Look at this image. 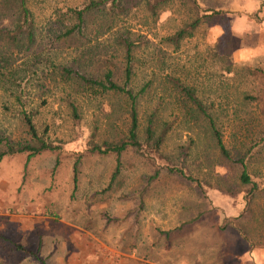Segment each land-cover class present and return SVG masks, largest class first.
<instances>
[{"label": "rangeland", "instance_id": "374dc122", "mask_svg": "<svg viewBox=\"0 0 264 264\" xmlns=\"http://www.w3.org/2000/svg\"><path fill=\"white\" fill-rule=\"evenodd\" d=\"M81 1L50 0V4L64 8ZM131 1L136 5V0ZM197 2L206 13L219 14L203 19L178 50L163 39L195 17L190 4L168 0L156 25L148 28L135 26L137 19L131 15L124 19L138 43L133 57L135 83L149 79L155 89L165 75L175 74L213 104L212 114L231 156L237 158L250 149L245 170L259 187L251 201L246 202V188L238 180L241 167L225 161L208 134L187 133L174 119L176 109L167 106L166 95L158 96L159 111L163 119L172 113L169 119L174 122L160 153L178 164V147L195 137L196 147L184 160L195 178L211 185L206 196L195 184L164 171L138 195L153 166L132 149L120 156L118 174L109 188L116 158L86 152L87 143L122 138L128 127L124 107L117 98L96 97L84 106L80 125L72 127L58 106L57 83L59 65L79 67L78 58L85 66L82 72L101 75L110 69L121 83L124 51L113 41L120 29L109 30L105 19L92 15L83 38L52 43L51 22L44 13L37 16L35 42L29 50L8 47L0 40V136L13 144L28 139L18 117L23 104L27 111L38 113V131L46 129L47 139L61 150L58 155L41 153L28 163L25 155L0 161V264H264L260 133L264 130V0ZM8 24L0 17V27ZM2 56L10 60L6 69ZM11 83L20 88L10 87ZM244 96L254 99L244 101ZM235 111L243 122L233 121ZM229 186L234 187L232 196L224 193ZM229 218H237L236 223H226Z\"/></svg>", "mask_w": 264, "mask_h": 264}, {"label": "trees", "instance_id": "16d2710c", "mask_svg": "<svg viewBox=\"0 0 264 264\" xmlns=\"http://www.w3.org/2000/svg\"><path fill=\"white\" fill-rule=\"evenodd\" d=\"M168 0H136V5H132L131 0H82L78 5H66L64 8H57L50 4V0H0L3 12L0 17L9 21L5 27H0V40L4 41L8 47L24 48V51L34 44L36 37V19L41 14H48L50 20L49 37L52 43L67 41L73 37H84L86 29V20L89 16L99 15L109 24V30L119 28L115 31L114 42L116 47L124 51L123 57V79L118 83L115 79L114 72L107 69L101 75L85 73L80 70L85 67L80 64L79 67H68L59 65L60 81L57 83L59 93L61 94L59 108L63 109L72 127L80 125L82 114L87 101L96 99V97L117 98L124 107V115L128 120V127L125 135L115 142H103L98 145L92 141L87 143L86 152L92 154H112L116 158V168L111 176L108 187L116 179L120 156L128 149L134 150L137 154L145 158L153 166V172L145 177L143 186L138 191L142 195L148 186L156 181L161 172L177 176L187 182L193 183L199 189L202 196H206L209 183H202L195 178L185 165L187 158L196 147L195 137H189L185 144L178 147V158L180 163H172L169 157L160 153L162 146L165 144L168 133L174 119H178L180 124L189 131L197 133L202 131L208 134L219 154L225 161L231 164H238L241 167V173L238 177L240 185L244 188V195L247 203L251 201L252 196L259 189L257 183L251 180L245 170V156L250 152L247 150L242 156L233 158L226 148L223 140V132L217 125V117L212 114L213 104H207L197 94L194 85L186 83V80L175 74L165 75L161 80L158 88L154 89V83L146 80L143 83H135V73L133 70L134 51L138 43L132 39L133 27H125L124 19L130 16L131 19H137L135 26L148 28L155 26L159 14L165 10ZM191 5L195 17L182 24L172 35L163 39L165 44L173 46V50H178L180 42L191 38L193 32L201 25L203 19L211 18L219 14L216 11L206 13L200 9L197 0H179ZM132 5V6H131ZM208 12V11H207ZM121 30L123 32L121 33ZM5 64L3 69L10 66L8 57L1 58ZM224 62V61H222ZM225 74L231 73L229 65L224 67ZM20 88V85L10 84V87ZM17 92V90L15 91ZM162 95L167 98V106L172 104L176 111L173 120H170L172 113L167 114V119H163L159 111L162 106ZM14 99L20 103V97L14 94ZM254 98L244 96V101L253 100ZM19 115L28 139L23 143H11L7 138L0 136V161L5 157H14L25 155L26 163L41 153L51 152L60 153V146L54 145L47 137L46 129L40 133L36 127V111H27L23 104H19ZM110 113L112 111L110 110ZM238 111L233 113V121L243 122L244 119L237 116ZM172 121V122H171ZM247 125V122H244ZM261 138H264V130L260 132ZM141 136V138H140ZM261 138L259 140H261ZM258 140V141H259ZM256 144L255 141H253ZM58 163V160L55 164ZM79 160L73 164V185L76 186V171ZM224 180V178H220ZM218 190L222 188L216 187ZM225 194L232 196L234 187L229 186L224 191ZM141 202H138V207ZM248 208V206H247ZM140 209V208H139ZM244 214V213H243ZM243 214L240 216L242 217ZM237 218H229L226 223H236ZM236 227V226H235ZM22 250L20 247H18Z\"/></svg>", "mask_w": 264, "mask_h": 264}]
</instances>
